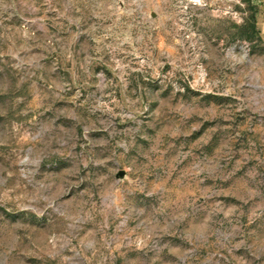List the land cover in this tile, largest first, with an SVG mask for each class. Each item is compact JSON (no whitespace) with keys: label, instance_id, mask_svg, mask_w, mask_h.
I'll use <instances>...</instances> for the list:
<instances>
[{"label":"rangeland","instance_id":"1","mask_svg":"<svg viewBox=\"0 0 264 264\" xmlns=\"http://www.w3.org/2000/svg\"><path fill=\"white\" fill-rule=\"evenodd\" d=\"M0 264H264V0H0Z\"/></svg>","mask_w":264,"mask_h":264},{"label":"water","instance_id":"2","mask_svg":"<svg viewBox=\"0 0 264 264\" xmlns=\"http://www.w3.org/2000/svg\"><path fill=\"white\" fill-rule=\"evenodd\" d=\"M124 174H125V173H124L123 171L120 173L121 176H123Z\"/></svg>","mask_w":264,"mask_h":264}]
</instances>
